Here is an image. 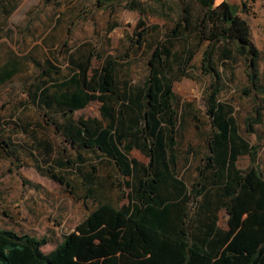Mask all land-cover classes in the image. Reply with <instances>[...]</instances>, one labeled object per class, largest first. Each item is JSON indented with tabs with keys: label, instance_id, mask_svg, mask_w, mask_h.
I'll return each instance as SVG.
<instances>
[{
	"label": "trees",
	"instance_id": "16d2710c",
	"mask_svg": "<svg viewBox=\"0 0 264 264\" xmlns=\"http://www.w3.org/2000/svg\"><path fill=\"white\" fill-rule=\"evenodd\" d=\"M178 1L181 12L171 27L159 30L152 25L135 32L137 43L148 41L150 46L142 82L133 83L122 74L120 54L99 55L101 63L92 67L93 49L71 53L67 73H61L54 60L35 59L38 73L22 81L29 100L46 112L62 114L64 120L50 122L55 132L72 148L98 150L113 161L129 190L127 201L116 205L89 187V194H96V207L50 251L43 248L47 236L0 228V264H264V167L257 145L242 135L232 105L220 97L227 84L220 67L232 68L239 58L246 61L252 86L263 90L261 50L246 27L235 23L242 21L229 2ZM242 5L249 11L247 1ZM129 8L145 12L137 0ZM142 25L139 19L137 29ZM151 29L155 34L149 36ZM202 47L198 69L210 78L204 93L210 129L206 153L190 183L178 170L175 135L180 111L173 87L181 77H193V61ZM19 62L14 60L2 74L4 82L16 74ZM229 78L233 80V71ZM93 100L101 102V117H73ZM256 111V118H246L251 132L262 118ZM35 134L36 146L49 150L50 142ZM11 143L0 130V150L10 146L7 155L16 152ZM133 148L148 161L130 158ZM241 154H249L248 167L238 166ZM87 177L92 183V173ZM222 211L226 226L219 223Z\"/></svg>",
	"mask_w": 264,
	"mask_h": 264
},
{
	"label": "rangeland",
	"instance_id": "374dc122",
	"mask_svg": "<svg viewBox=\"0 0 264 264\" xmlns=\"http://www.w3.org/2000/svg\"><path fill=\"white\" fill-rule=\"evenodd\" d=\"M74 0H60L65 6L64 14L69 13ZM76 12L79 20L68 28H60L57 60H54L61 73H67L71 66L70 54L93 49L96 56L92 67L101 63L106 54L121 55L124 63L122 74L126 73L133 83L142 82L147 74L146 61L150 49L148 41L137 43L136 31L143 27L158 26L159 30L171 27L181 12L178 0H137L145 8L141 14L138 9H130L132 0H76ZM264 0L248 6L249 13L240 15L241 23L260 52V83L256 89L248 80L247 64L244 58L231 68L222 69L227 84L221 94V100L232 105L242 135L251 145L258 147V159L264 167ZM65 3V4H64ZM198 10L199 5L193 3ZM144 25L137 29L138 21ZM110 28V25H115ZM155 34L151 29L149 36ZM33 39V38H32ZM33 39L32 41H34ZM65 41H67L65 43ZM202 47L194 58L193 77L183 76L174 83L180 116L177 120L178 170L188 182H193L197 174L196 166L206 153L205 134L210 126L205 112L204 93L210 78L202 75ZM79 54V53H78ZM34 66L31 71L18 74L12 80L0 86V130L16 152L7 155V149L0 150V228H12L19 233H31L47 236L49 242L43 246L50 251L58 245L64 234L75 229L97 205L89 187L100 192L104 200L121 205L127 201L128 186L126 177L119 174L115 163L101 155L98 150L87 148L74 149L63 137L55 132L52 121L64 120L60 113L38 108L29 100L28 86H23V79L36 75ZM34 69V70H33ZM233 71V80H229ZM31 75V76H32ZM124 76V75H123ZM245 89L249 92H245ZM101 102L91 101L87 106L73 113L74 118L101 117ZM257 109L262 113L259 123L254 124V132L246 129V118H256ZM49 123H48V122ZM29 125V131L23 128ZM32 128L36 131H32ZM36 132V134H35ZM33 134L51 144L49 150L38 148L33 141ZM82 156V159L81 157ZM130 158L147 162L148 157L133 148ZM62 161H67L61 165ZM69 162V163H68ZM237 164L240 168L251 164L249 154H241ZM40 166V169H39ZM264 169V168H263ZM56 173L64 177L63 182L53 180L46 173ZM92 173V183L87 181ZM226 213H220L219 223L226 226Z\"/></svg>",
	"mask_w": 264,
	"mask_h": 264
},
{
	"label": "crops",
	"instance_id": "0c3cea01",
	"mask_svg": "<svg viewBox=\"0 0 264 264\" xmlns=\"http://www.w3.org/2000/svg\"><path fill=\"white\" fill-rule=\"evenodd\" d=\"M219 1L229 2L237 7L239 15L246 16L250 11H244L242 3L247 1L250 6L259 0H215ZM76 3V0L72 1L73 7L64 14L65 6L62 7L60 0H0V86L18 74L31 71L35 59L57 60L58 30L79 20ZM14 60L21 61L19 69L4 82L2 74L14 64Z\"/></svg>",
	"mask_w": 264,
	"mask_h": 264
}]
</instances>
